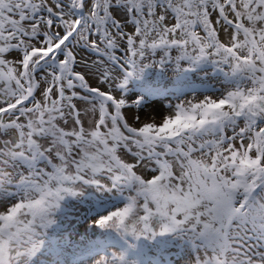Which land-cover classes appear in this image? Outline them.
Masks as SVG:
<instances>
[{
  "label": "snow or ice",
  "instance_id": "6c2138e0",
  "mask_svg": "<svg viewBox=\"0 0 264 264\" xmlns=\"http://www.w3.org/2000/svg\"><path fill=\"white\" fill-rule=\"evenodd\" d=\"M173 50L234 83L131 126L117 93L149 53ZM82 184L128 190L101 227L181 230L202 241L195 264H264L245 244L264 240V0H0V264H26Z\"/></svg>",
  "mask_w": 264,
  "mask_h": 264
},
{
  "label": "rangeland",
  "instance_id": "374dc122",
  "mask_svg": "<svg viewBox=\"0 0 264 264\" xmlns=\"http://www.w3.org/2000/svg\"><path fill=\"white\" fill-rule=\"evenodd\" d=\"M218 35L222 42H228L223 31ZM121 47H124L123 44ZM118 54L122 56V53ZM162 55L161 51L155 56L149 53L142 61V70L134 74L138 76L139 81L149 84V87L139 89L133 81L128 80L121 89V94L117 93L129 105L124 109V113L131 126L140 127L144 123L160 125L168 115L174 114L173 108L178 103L185 100L199 102L209 95L218 99L234 83L227 66L214 62L212 70L203 71L206 73L207 82L202 87H182L178 84V73L184 65L190 66L193 61H176L175 57L179 55L177 50L171 53L173 59L163 61ZM204 61L211 63L213 60ZM148 69L152 71L148 72ZM113 72L120 77L118 69L114 68ZM168 81L175 82L176 85L163 86ZM157 94L162 95L154 97ZM134 111L139 116L138 123L132 119ZM85 126H88L87 121ZM137 171L145 175V178L150 175L141 173L140 169ZM127 195L126 186L108 188L95 184H82L75 196L65 195L59 209L53 213L55 222L36 237L39 241L38 250L34 255L24 257L26 264H96L101 257L111 256L114 252L117 255L125 254V264H195V257L200 251L197 245L202 241L194 236L182 234L181 230L162 234L156 231L155 234L148 233L137 237L94 223L100 216L123 206L127 202ZM158 223L157 218L154 227L158 226ZM245 244L256 252L264 251V240L258 236H248L245 238Z\"/></svg>",
  "mask_w": 264,
  "mask_h": 264
},
{
  "label": "trees",
  "instance_id": "16d2710c",
  "mask_svg": "<svg viewBox=\"0 0 264 264\" xmlns=\"http://www.w3.org/2000/svg\"><path fill=\"white\" fill-rule=\"evenodd\" d=\"M163 56V55H162ZM162 60L165 61L162 57ZM202 62V63H201ZM209 61H199V63L196 62H190V66H186L184 65L182 67L183 71L181 72V74L178 76V79L180 81H183L184 83H192V82H196V81H200V72L202 73L203 71H205L207 68H209ZM148 72H151L152 69H148ZM143 72H146V69L143 70ZM182 73L186 74H191L190 78H186V76L181 78ZM194 73V75H192Z\"/></svg>",
  "mask_w": 264,
  "mask_h": 264
},
{
  "label": "clouds",
  "instance_id": "9594fccd",
  "mask_svg": "<svg viewBox=\"0 0 264 264\" xmlns=\"http://www.w3.org/2000/svg\"><path fill=\"white\" fill-rule=\"evenodd\" d=\"M15 229H13L14 231ZM27 240H28V236L25 235L23 237L20 238V240L16 241V243H27Z\"/></svg>",
  "mask_w": 264,
  "mask_h": 264
}]
</instances>
